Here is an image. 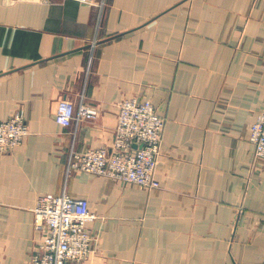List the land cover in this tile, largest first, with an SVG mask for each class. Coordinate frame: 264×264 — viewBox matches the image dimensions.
I'll list each match as a JSON object with an SVG mask.
<instances>
[{
	"label": "crops",
	"instance_id": "1",
	"mask_svg": "<svg viewBox=\"0 0 264 264\" xmlns=\"http://www.w3.org/2000/svg\"><path fill=\"white\" fill-rule=\"evenodd\" d=\"M150 99L165 118L148 188L68 167L111 151L119 103ZM95 119L65 126L58 101ZM29 132L0 153V264H30L39 197L89 201L80 264H264V0H0V121Z\"/></svg>",
	"mask_w": 264,
	"mask_h": 264
},
{
	"label": "built area",
	"instance_id": "2",
	"mask_svg": "<svg viewBox=\"0 0 264 264\" xmlns=\"http://www.w3.org/2000/svg\"><path fill=\"white\" fill-rule=\"evenodd\" d=\"M97 116L98 109L83 98L78 104L68 98L58 101L56 118L65 126ZM164 122L165 118L150 99L125 98L119 103L111 151L97 147L73 152L68 167L148 188L159 187L156 166ZM28 132L22 111L1 120L0 153L21 144ZM250 141L254 144L255 155L264 159V112L251 125ZM34 213L35 227L43 230V234L37 241L30 264H80L92 250L95 237L88 223L94 214L86 198L72 196L66 191L46 193L39 197Z\"/></svg>",
	"mask_w": 264,
	"mask_h": 264
}]
</instances>
